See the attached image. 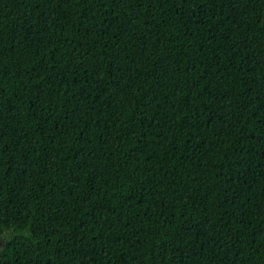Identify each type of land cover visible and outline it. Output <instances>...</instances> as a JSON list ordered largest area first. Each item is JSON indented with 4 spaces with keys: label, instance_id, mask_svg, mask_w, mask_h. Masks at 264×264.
Masks as SVG:
<instances>
[{
    "label": "trees",
    "instance_id": "16d2710c",
    "mask_svg": "<svg viewBox=\"0 0 264 264\" xmlns=\"http://www.w3.org/2000/svg\"><path fill=\"white\" fill-rule=\"evenodd\" d=\"M0 264H264V0H0Z\"/></svg>",
    "mask_w": 264,
    "mask_h": 264
},
{
    "label": "snow or ice",
    "instance_id": "6c2138e0",
    "mask_svg": "<svg viewBox=\"0 0 264 264\" xmlns=\"http://www.w3.org/2000/svg\"><path fill=\"white\" fill-rule=\"evenodd\" d=\"M0 246H2V242H0Z\"/></svg>",
    "mask_w": 264,
    "mask_h": 264
},
{
    "label": "water",
    "instance_id": "95a60500",
    "mask_svg": "<svg viewBox=\"0 0 264 264\" xmlns=\"http://www.w3.org/2000/svg\"><path fill=\"white\" fill-rule=\"evenodd\" d=\"M0 242H1V237H0ZM3 244V243H2ZM0 248H1V246H0Z\"/></svg>",
    "mask_w": 264,
    "mask_h": 264
}]
</instances>
